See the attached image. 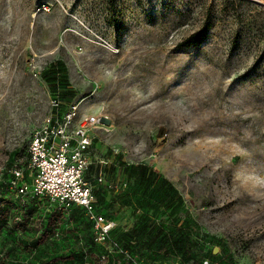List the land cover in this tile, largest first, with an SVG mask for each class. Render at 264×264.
Listing matches in <instances>:
<instances>
[{"label": "rangeland", "instance_id": "374dc122", "mask_svg": "<svg viewBox=\"0 0 264 264\" xmlns=\"http://www.w3.org/2000/svg\"><path fill=\"white\" fill-rule=\"evenodd\" d=\"M54 96L110 115L95 192L115 221L99 239L68 216L54 264H264V0H0V178Z\"/></svg>", "mask_w": 264, "mask_h": 264}, {"label": "built area", "instance_id": "2783aa9c", "mask_svg": "<svg viewBox=\"0 0 264 264\" xmlns=\"http://www.w3.org/2000/svg\"><path fill=\"white\" fill-rule=\"evenodd\" d=\"M61 105V99L53 97L51 114L32 134L27 163L30 182L20 183L24 171L15 168L13 184L20 193L46 196L63 208L75 205L84 208L95 223L97 237L105 239L115 227V221L96 210L94 186L86 175L93 163L109 162L95 155L93 143L95 130L108 126L111 118L106 112L83 110L78 100L70 102L60 114ZM104 181L101 170L97 182Z\"/></svg>", "mask_w": 264, "mask_h": 264}, {"label": "trees", "instance_id": "16d2710c", "mask_svg": "<svg viewBox=\"0 0 264 264\" xmlns=\"http://www.w3.org/2000/svg\"><path fill=\"white\" fill-rule=\"evenodd\" d=\"M204 39L205 37L201 32H194L185 38L180 46H198L203 43ZM60 99L62 101L60 110H66L64 106L68 104L62 98ZM95 142L94 140L93 148L97 150ZM28 160L25 163L26 166L24 168L20 166V168L24 171L23 178L27 174L30 180V172L27 169ZM110 163L112 161H109L105 165L97 162L93 163L86 175V178L94 186L96 210L102 214L95 187L96 184L101 183L97 182V176L102 170L101 167L104 168ZM141 169L145 170L146 168L143 166ZM94 170H96L95 173ZM145 176V172L140 175L141 181H143L142 179ZM14 179V172L12 175L6 172L0 178V264H54L55 260L62 261L73 257V254L63 252H55L49 256L46 249L50 244L55 242L57 239L55 235L68 216L69 219L76 220L77 213L83 212L93 221L86 210L76 205L63 208L53 203L46 196L20 193L19 188L13 186L12 182ZM50 204H52L51 208H49ZM71 211L73 212L69 214ZM34 221H39V226ZM76 242L80 244L81 239H77ZM98 258V255L95 254L94 262L99 261L100 258Z\"/></svg>", "mask_w": 264, "mask_h": 264}, {"label": "water", "instance_id": "95a60500", "mask_svg": "<svg viewBox=\"0 0 264 264\" xmlns=\"http://www.w3.org/2000/svg\"><path fill=\"white\" fill-rule=\"evenodd\" d=\"M215 252H217V249L215 250Z\"/></svg>", "mask_w": 264, "mask_h": 264}]
</instances>
